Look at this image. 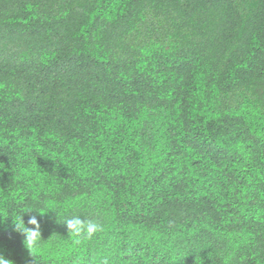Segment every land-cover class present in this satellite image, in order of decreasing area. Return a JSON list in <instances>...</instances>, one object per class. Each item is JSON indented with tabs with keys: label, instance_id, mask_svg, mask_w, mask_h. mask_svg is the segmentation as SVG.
<instances>
[{
	"label": "trees",
	"instance_id": "trees-1",
	"mask_svg": "<svg viewBox=\"0 0 264 264\" xmlns=\"http://www.w3.org/2000/svg\"><path fill=\"white\" fill-rule=\"evenodd\" d=\"M30 210L15 264H264V0H0V213Z\"/></svg>",
	"mask_w": 264,
	"mask_h": 264
},
{
	"label": "clouds",
	"instance_id": "clouds-1",
	"mask_svg": "<svg viewBox=\"0 0 264 264\" xmlns=\"http://www.w3.org/2000/svg\"><path fill=\"white\" fill-rule=\"evenodd\" d=\"M54 211L57 214V222L67 226L70 237H75V243L77 244L85 240L90 241L95 238L97 234L104 231V223L97 217L95 213L81 211L68 214L61 213L60 211L56 210ZM33 212L42 215V213L38 210H30L26 212L19 211L15 215L9 212L7 217L0 213V217H3L4 219H7L9 216H11L14 231L24 237V245L32 256H34L35 251L42 249L45 243L48 241H45L43 238L42 225L37 215H30L27 222H25L24 214ZM81 213H84V218L81 217ZM0 264H15V262L3 255H0ZM103 264H109V259L105 258L103 260Z\"/></svg>",
	"mask_w": 264,
	"mask_h": 264
}]
</instances>
